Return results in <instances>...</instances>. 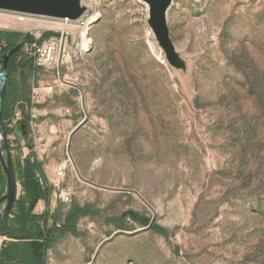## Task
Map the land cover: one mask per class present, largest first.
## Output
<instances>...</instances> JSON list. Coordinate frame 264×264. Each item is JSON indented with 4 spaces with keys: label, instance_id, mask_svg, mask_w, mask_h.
<instances>
[{
    "label": "rangeland",
    "instance_id": "obj_1",
    "mask_svg": "<svg viewBox=\"0 0 264 264\" xmlns=\"http://www.w3.org/2000/svg\"><path fill=\"white\" fill-rule=\"evenodd\" d=\"M82 2L64 26L0 9V30L69 32L61 63L11 77L30 101L12 110L30 127L64 129L41 155L32 130L16 128V172L28 155L41 162L60 220L71 203L98 212L56 242L53 264H264V0H173L168 58L147 37L145 1ZM126 210L167 234L120 220Z\"/></svg>",
    "mask_w": 264,
    "mask_h": 264
},
{
    "label": "trees",
    "instance_id": "obj_2",
    "mask_svg": "<svg viewBox=\"0 0 264 264\" xmlns=\"http://www.w3.org/2000/svg\"><path fill=\"white\" fill-rule=\"evenodd\" d=\"M51 35H58V33L45 31L38 42ZM0 40L6 43L3 52L20 44L19 50L9 61L8 77L2 96L0 122L6 133L7 121L15 111L11 109L10 104L25 95V93L22 95L17 91V86L13 83L11 77L16 71H19L24 79L27 72H35L38 67L33 64L30 58L23 57L18 61L16 60L23 44L33 40L31 34L20 35L15 32L0 30ZM24 98L29 106V99L26 95ZM22 122L29 126L28 117L26 120L23 119ZM27 144L32 147V140L27 141ZM5 146L8 148L6 142ZM13 171L16 181L20 183L21 193L15 198L8 215L0 222V235L7 238L3 241L0 250V264H45V254L54 242L66 234L79 235L78 220L84 216H93L98 212L92 209L89 204L71 203L60 220L57 209L53 212L48 209L53 188L43 176L41 162L28 155L24 158L20 171L18 173L14 169ZM3 178L4 173L0 167V181ZM39 199L45 201L47 208L41 214H34L33 209ZM126 217L144 226L150 222L148 217L133 210L122 212L119 219L123 220ZM113 219L111 218V220ZM149 228L160 234H167V230L154 221L149 225Z\"/></svg>",
    "mask_w": 264,
    "mask_h": 264
},
{
    "label": "water",
    "instance_id": "obj_3",
    "mask_svg": "<svg viewBox=\"0 0 264 264\" xmlns=\"http://www.w3.org/2000/svg\"><path fill=\"white\" fill-rule=\"evenodd\" d=\"M149 7V24L155 32L156 39L166 49L167 58L172 51V43L169 38V28L166 14L172 0H143ZM0 9H9L18 12L45 15L48 17H68L78 19L82 16L85 8L80 0H0ZM20 44L10 48L1 54L0 59V111L4 86L8 77L9 61L19 50ZM26 124L20 126L19 136L26 137L28 133ZM77 127L71 130L70 135ZM70 138V137H69ZM6 137L0 122V167L4 173L2 191L0 192V222L8 215L18 196V185L13 171V165L9 149L5 146ZM153 219L150 220L149 225Z\"/></svg>",
    "mask_w": 264,
    "mask_h": 264
},
{
    "label": "built area",
    "instance_id": "obj_4",
    "mask_svg": "<svg viewBox=\"0 0 264 264\" xmlns=\"http://www.w3.org/2000/svg\"><path fill=\"white\" fill-rule=\"evenodd\" d=\"M53 20H55L56 23L60 26L68 25L72 23L74 20L70 19L68 17H49ZM89 21V20H88ZM88 21L85 24L88 26ZM148 38H153V30L150 28L146 32ZM33 36V41L25 42L21 48V50L26 49L29 50L26 54L28 57L33 61V64L37 67H42V68H47L52 65H57L58 63H61V61L64 58V54L66 52V45H67V39L69 32L66 28L60 29V34L58 35H51L48 36L44 39H42L40 42L39 39L42 35V33H31ZM6 47V43L3 40H0V58L1 54L3 53L4 48ZM30 116L33 118L34 115L31 113L30 109ZM23 118L21 116L20 111H14L7 121V132L5 133L6 137V143L8 145V149L10 151L11 155V160H12V165L15 166V156H13V149L15 147V139H16V134H15V129L19 127L20 121H22ZM30 126V125H29ZM53 131L50 129L49 133H52ZM11 147V148H10ZM35 149L40 152L41 155H45L47 151V146L45 141H39L37 145L35 146ZM21 166L23 165L22 162L20 164ZM13 166V167H14ZM66 166L65 164H58L55 169V173L58 177H63L65 173ZM17 183H19L17 181ZM60 199L63 202H66L69 200L68 194L61 195L60 194ZM7 238L3 235H0V250L2 247V243L4 240Z\"/></svg>",
    "mask_w": 264,
    "mask_h": 264
},
{
    "label": "crops",
    "instance_id": "obj_5",
    "mask_svg": "<svg viewBox=\"0 0 264 264\" xmlns=\"http://www.w3.org/2000/svg\"><path fill=\"white\" fill-rule=\"evenodd\" d=\"M45 96L46 95L42 96L41 98L45 100ZM42 106L43 105H41V107ZM47 106H48V103H47ZM43 109H45V108H42V113H46V112L48 113V112H52L53 110H55V111L58 110V109L51 108V107L46 108L45 110H43ZM33 112H35L37 115L40 114V112H39V110L37 108H36V110L34 108H31V113L34 115ZM35 126H36L35 128L29 126V133L28 134H30V130H32V134H31L32 135V143H34V146H36L37 143H39V141H45L47 149L50 147L51 143L54 142V140H57L58 138H60L61 130H64V129H58L57 131L54 132V129H52L48 125H39V124L37 125L36 124ZM50 129L53 131L52 133L48 132V130H50ZM58 132H59V134H58ZM20 150L22 151V156H24V157L29 152L27 147L26 148L25 147H21ZM13 156H14V153H13ZM13 169L16 170L15 166L13 167ZM42 172H45V173H43V176H44L45 180L47 181V183L50 185V183L52 182V178H51L50 173L47 172V171H43V170H42ZM3 179L0 181V192L2 191V188H3L2 187ZM52 194H51L50 202H49V205H48V207H49L48 209H49L50 212H53L54 210L57 209V205H56L57 203H56V200L53 198ZM46 208H47V206H46L45 201L42 200V199H39L37 201V203L35 204V207L33 209V213L34 214H41V213H43L45 211ZM62 237H60V238H62ZM56 242H54L53 245L47 250V252L45 254V264H49L48 263V258L50 259V264H53L54 258H53L52 255L49 256V252L53 248V246L56 244Z\"/></svg>",
    "mask_w": 264,
    "mask_h": 264
},
{
    "label": "bare ground",
    "instance_id": "obj_6",
    "mask_svg": "<svg viewBox=\"0 0 264 264\" xmlns=\"http://www.w3.org/2000/svg\"><path fill=\"white\" fill-rule=\"evenodd\" d=\"M173 3V0H172V2H171V4ZM80 4H81V6H83V2H82V0H80ZM171 4L169 5V8H170V6H171ZM169 8H168V10H169ZM7 10H9V9H7ZM168 10H167V12H168ZM9 11H14V10H9ZM14 12H18V11H14ZM21 13H24V12H21ZM25 14H27V15H33L32 13H25ZM35 15V14H34ZM36 15H38V14H36ZM39 16H44V17H48V16H45V15H39ZM81 16H79L78 17V19L80 18ZM20 19H21V17H20ZM166 19H167V14H166ZM88 23H90L91 21H94L95 20V15L93 14V15H91L89 18H88ZM39 24H44V25H48L47 23H42V22H39ZM153 34H154V38H156V34H155V32L153 31ZM81 36H82V46L83 47H86L87 46V43H88V40L86 39V36H85V32L84 31H82L81 32ZM153 45L151 44V48L153 49Z\"/></svg>",
    "mask_w": 264,
    "mask_h": 264
},
{
    "label": "flooded vegetation",
    "instance_id": "obj_7",
    "mask_svg": "<svg viewBox=\"0 0 264 264\" xmlns=\"http://www.w3.org/2000/svg\"><path fill=\"white\" fill-rule=\"evenodd\" d=\"M1 59V58H0ZM23 124V122L22 121H20V123H19V127H18V130L20 131V126ZM28 133H29V128H28ZM28 133H27V135H28Z\"/></svg>",
    "mask_w": 264,
    "mask_h": 264
}]
</instances>
